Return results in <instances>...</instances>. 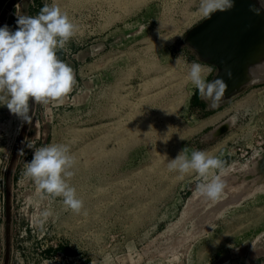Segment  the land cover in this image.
Instances as JSON below:
<instances>
[{
  "label": "rangeland",
  "instance_id": "obj_1",
  "mask_svg": "<svg viewBox=\"0 0 264 264\" xmlns=\"http://www.w3.org/2000/svg\"><path fill=\"white\" fill-rule=\"evenodd\" d=\"M42 1L78 26L57 51L76 84L62 100L32 105L10 178V262L264 264V80L215 108L198 91L191 99L190 64L211 68L208 79L214 72L182 43L205 19L200 0ZM23 125L0 107V264L6 171ZM58 143L76 159L79 212L41 198L24 175L27 144ZM193 150L225 162L219 200L197 192L195 173L169 171Z\"/></svg>",
  "mask_w": 264,
  "mask_h": 264
},
{
  "label": "clouds",
  "instance_id": "obj_2",
  "mask_svg": "<svg viewBox=\"0 0 264 264\" xmlns=\"http://www.w3.org/2000/svg\"><path fill=\"white\" fill-rule=\"evenodd\" d=\"M264 2V0H260ZM234 0H200L197 12L210 18L217 11L232 8ZM259 13V9L253 8ZM16 29L0 26V107L24 122H31L30 99L35 103L62 100L73 91L76 77L73 68L57 56V51L75 36L78 26L59 4H44L35 16L22 15L16 20ZM211 68L192 62L186 80L199 92L210 106H219L227 84L223 78L209 80ZM230 75V74H229ZM33 149L32 159L26 163L24 175L36 185L41 198L62 197L63 204L74 212L83 207L76 188L69 183L76 159L67 144L58 143ZM23 153V150H21ZM169 171L178 178L195 173L201 180L197 192L207 200H219L225 192V162L203 150L190 154L181 152L168 162ZM45 217L49 212L43 213Z\"/></svg>",
  "mask_w": 264,
  "mask_h": 264
},
{
  "label": "water",
  "instance_id": "obj_3",
  "mask_svg": "<svg viewBox=\"0 0 264 264\" xmlns=\"http://www.w3.org/2000/svg\"><path fill=\"white\" fill-rule=\"evenodd\" d=\"M18 1H8L0 15V26L4 25L6 15ZM253 8L259 9V13L253 11ZM182 43L195 54L197 59L214 67L209 80L219 77L227 84L220 105L240 94L250 84L264 80L263 74L259 80L254 81L256 74L253 71V68L264 66V2L234 0L231 9L224 12L217 11L210 18H205L190 28L183 36ZM29 103L32 109L31 99ZM26 125L27 122H24L6 171L3 264H9L11 253L10 178Z\"/></svg>",
  "mask_w": 264,
  "mask_h": 264
},
{
  "label": "crops",
  "instance_id": "obj_4",
  "mask_svg": "<svg viewBox=\"0 0 264 264\" xmlns=\"http://www.w3.org/2000/svg\"><path fill=\"white\" fill-rule=\"evenodd\" d=\"M8 1L9 0H0V15L7 5ZM43 5L44 3L42 0H19L7 14L4 25L7 24L12 30H15L17 27L16 20L18 16H35L40 11ZM196 91V89L193 90L191 99L195 95ZM10 264H12V258Z\"/></svg>",
  "mask_w": 264,
  "mask_h": 264
},
{
  "label": "bare ground",
  "instance_id": "obj_5",
  "mask_svg": "<svg viewBox=\"0 0 264 264\" xmlns=\"http://www.w3.org/2000/svg\"><path fill=\"white\" fill-rule=\"evenodd\" d=\"M253 71L256 74V79L254 81L259 80V77L264 74V66L261 68H253Z\"/></svg>",
  "mask_w": 264,
  "mask_h": 264
},
{
  "label": "trees",
  "instance_id": "obj_6",
  "mask_svg": "<svg viewBox=\"0 0 264 264\" xmlns=\"http://www.w3.org/2000/svg\"><path fill=\"white\" fill-rule=\"evenodd\" d=\"M198 105H199L200 107L204 108V107L206 106V103H205V101L200 100V101L198 102Z\"/></svg>",
  "mask_w": 264,
  "mask_h": 264
},
{
  "label": "built area",
  "instance_id": "obj_7",
  "mask_svg": "<svg viewBox=\"0 0 264 264\" xmlns=\"http://www.w3.org/2000/svg\"><path fill=\"white\" fill-rule=\"evenodd\" d=\"M15 5H16V4H15ZM15 5H14V6H15ZM14 6H13V7H14ZM10 11H11V10H10ZM10 11H9V12H10ZM9 12H8V13H9ZM6 16H7V15H6ZM5 19H6V18H5ZM4 22H5V21H4ZM47 261H48L47 259H42L40 263H41V264H44V263L47 262Z\"/></svg>",
  "mask_w": 264,
  "mask_h": 264
}]
</instances>
